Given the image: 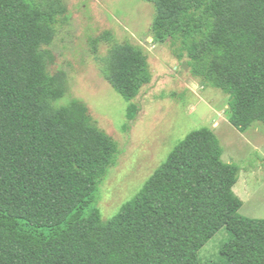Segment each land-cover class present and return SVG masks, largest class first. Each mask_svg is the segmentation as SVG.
Returning a JSON list of instances; mask_svg holds the SVG:
<instances>
[{"label":"trees","instance_id":"16d2710c","mask_svg":"<svg viewBox=\"0 0 264 264\" xmlns=\"http://www.w3.org/2000/svg\"><path fill=\"white\" fill-rule=\"evenodd\" d=\"M157 42L186 58L195 78L229 95L230 123L264 125V0H146ZM69 20L65 0H0V264H202L220 229L228 238L209 264H264V219L244 216L240 166L223 160L209 127L193 130L140 192L104 220L99 187L119 156L117 141L50 71L49 47ZM108 43L103 77L130 104L152 79L142 46Z\"/></svg>","mask_w":264,"mask_h":264},{"label":"rangeland","instance_id":"374dc122","mask_svg":"<svg viewBox=\"0 0 264 264\" xmlns=\"http://www.w3.org/2000/svg\"><path fill=\"white\" fill-rule=\"evenodd\" d=\"M65 1L69 20L57 27L49 46L55 55L49 69L67 73V93L54 105L82 100L93 121L119 145L117 164L99 187L96 206L102 218L118 214L190 132L209 127L220 138L223 160L240 166L234 186L243 200L239 212L264 219V125L256 123L244 133L230 123L229 95L195 78L188 60L177 58L168 41L154 40L155 8L150 2ZM107 31L119 42L142 46L148 55L152 79L133 100V119L128 115L130 103L99 68L97 57L105 56L109 45L96 40ZM227 238V231L220 229L201 249V263L217 259Z\"/></svg>","mask_w":264,"mask_h":264}]
</instances>
